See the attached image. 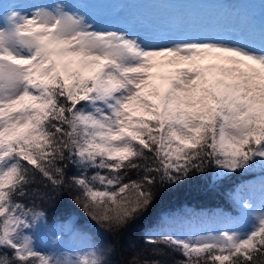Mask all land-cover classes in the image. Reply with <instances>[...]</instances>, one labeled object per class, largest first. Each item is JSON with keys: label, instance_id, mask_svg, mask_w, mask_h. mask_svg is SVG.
<instances>
[{"label": "snow or ice", "instance_id": "obj_1", "mask_svg": "<svg viewBox=\"0 0 264 264\" xmlns=\"http://www.w3.org/2000/svg\"><path fill=\"white\" fill-rule=\"evenodd\" d=\"M77 0L0 15V264H121L115 238L162 190L210 173L264 175V44L189 37L162 42L99 27ZM68 191L83 216L77 246L49 209ZM237 218L205 229L157 216L123 264H264L259 206L237 194ZM113 237L105 243V237Z\"/></svg>", "mask_w": 264, "mask_h": 264}, {"label": "rangeland", "instance_id": "obj_2", "mask_svg": "<svg viewBox=\"0 0 264 264\" xmlns=\"http://www.w3.org/2000/svg\"><path fill=\"white\" fill-rule=\"evenodd\" d=\"M51 0H0V15L6 11L30 10L33 4ZM87 14L96 25L110 30L130 29L144 38L162 42L167 39L189 37H217L239 39L259 47L264 44V0H77L71 5ZM264 175L256 172L245 181L241 195L251 196L257 206ZM187 215H179L201 228L213 229L222 217L237 218V212L193 207ZM165 215H163L164 217ZM74 217L63 225L60 241H52L48 229L44 228L38 237L50 240L47 248L59 246L62 249L77 246L72 232ZM50 225V224H49ZM61 225H56L57 228Z\"/></svg>", "mask_w": 264, "mask_h": 264}, {"label": "trees", "instance_id": "obj_3", "mask_svg": "<svg viewBox=\"0 0 264 264\" xmlns=\"http://www.w3.org/2000/svg\"><path fill=\"white\" fill-rule=\"evenodd\" d=\"M259 168L247 172H237L229 178L222 180L210 179V173L203 176L193 178L187 183H184L180 188L175 190H162L153 206L146 213L145 217L139 222L127 229L123 234L116 239L117 251L114 260L123 264L134 251L143 249L148 259L152 260L154 257L150 255L152 246L145 244L143 236L147 225L155 220L157 216L187 215V209L193 207L204 208L208 212L213 210L237 212L239 207L236 203L235 196L241 194V190L245 185V181L252 178ZM49 209V224L52 221L56 225H61L69 217H74V222L79 220L83 213L78 206L73 202L72 194L68 191L59 193L53 202L45 205ZM40 247L45 249L51 244L50 240L38 237ZM113 237H105V243H111ZM174 255L162 256L159 259L164 264H171L175 259Z\"/></svg>", "mask_w": 264, "mask_h": 264}]
</instances>
